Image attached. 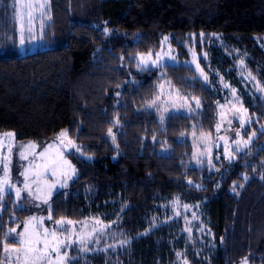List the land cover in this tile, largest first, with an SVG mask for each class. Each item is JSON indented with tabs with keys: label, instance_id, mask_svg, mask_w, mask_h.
Wrapping results in <instances>:
<instances>
[{
	"label": "trees",
	"instance_id": "16d2710c",
	"mask_svg": "<svg viewBox=\"0 0 264 264\" xmlns=\"http://www.w3.org/2000/svg\"><path fill=\"white\" fill-rule=\"evenodd\" d=\"M50 12L46 49L0 58V132L44 145L68 130L77 143L82 155H66L78 175L52 199V218L117 222L132 240L113 264H173L179 251L189 264H264V98L242 96L253 118L246 136L256 133L246 150L231 162L217 159L215 169L197 167L190 161L191 141L180 137L215 132L220 96L190 66L140 70L134 58L158 51L170 36L178 57L186 59L183 43L201 34L220 35L262 58L255 38H264V0H50ZM209 56L217 66L214 48ZM250 67L256 70L253 62ZM256 71L264 86V68ZM160 73L182 94L198 98L201 109L163 122L143 109ZM163 142L167 154L160 152ZM178 196L205 206L211 249L196 251L174 223H163L162 204ZM0 207L1 264L4 229L27 211L11 194Z\"/></svg>",
	"mask_w": 264,
	"mask_h": 264
},
{
	"label": "rangeland",
	"instance_id": "374dc122",
	"mask_svg": "<svg viewBox=\"0 0 264 264\" xmlns=\"http://www.w3.org/2000/svg\"><path fill=\"white\" fill-rule=\"evenodd\" d=\"M28 4H31L32 8L21 7V5ZM41 4L45 6L41 8ZM50 21V0H0V58L25 55L46 49L44 33ZM21 34H23L25 40L23 45L20 44ZM165 37H168V41L163 45L161 44L158 51L152 52V59L156 58L157 53L163 57L160 65L153 66L149 63L147 67L140 66L137 55L134 58L138 69H158L164 65H187L194 69L197 77L205 85L215 89L220 96L217 122V125H220L219 130H217L216 125L213 134L193 130L180 137L181 140L188 138L193 145L190 156L191 164L197 167L206 165L212 170L217 167L215 164L217 159L220 161L224 158L229 162L235 160L237 154L244 152L256 136L254 132L246 136L245 128L252 123L253 118L248 114V111H244L246 108L243 105L242 96L247 95L251 99L264 98V86L259 78L260 71H256L264 68V38H255V43L262 52L261 58L252 52H248L246 48L228 45L220 35H200L198 38L191 35L183 43L187 58L181 60L178 57L177 50L171 44V37ZM211 48H214L217 52V66L210 64L209 54ZM172 57L175 59H172ZM197 58L201 69L207 76V81L197 72L195 64L192 63ZM251 62L255 65V71L250 67ZM220 68H222L224 73H222ZM230 76L231 79H229ZM160 78L156 94L143 108L154 112L160 122H163L171 114L191 115L201 109V104L199 107L196 106L195 97L182 94L181 91L163 78L162 73H160ZM232 80L234 83H232ZM233 89L236 90L235 95L232 91ZM242 124L243 126H241ZM119 125V122L116 121L115 128L117 129ZM7 133H12L14 136H6L5 134ZM113 136H115V130H112L110 135L112 139ZM68 139H70L69 136ZM29 142H34L37 145L34 152L21 148V145H27ZM50 144L53 147L49 149L47 156L45 158L39 157L38 153L43 152ZM74 144L76 147L69 145L67 140L61 143L60 140L55 138L41 145L33 140H20L13 131L0 132V183L7 180L10 185L14 186L8 189L4 197L11 194L15 206L27 211L23 220L14 226H8L4 229L1 241V264H6L4 244L7 243L9 247L19 246L18 243H13V239L19 240L15 233L7 239H5L4 234L9 228H15L17 232H23L25 222L31 217H36L37 221L43 218L42 227H37L36 229L41 233H43L44 228L49 229V231L55 230L61 239L67 237L69 233L71 234V242L61 248V254L67 253L65 264H70L71 261L79 258L82 260L81 264H99L96 263V259L101 261L102 264H113L117 261L119 254L128 249L132 238L123 234L115 221H104L99 216H89L77 221L63 218L65 221H72L73 224L65 223L63 226H57L55 221L59 219H48L51 214L54 196L68 189L78 175L76 167L66 155V148L69 151L72 150L81 154L80 151H77V148H79L77 143L74 142ZM217 148H219L220 153H216ZM22 150L26 152V159H21L20 153ZM160 152L163 154L169 152V148L164 142ZM60 153H62L63 159H66L76 170L72 178L67 180V184L64 187L60 186V182L64 180L62 170H57L54 174L51 167L47 170L43 167L50 159L59 160ZM84 157L91 160L89 156ZM209 160H211V165ZM6 164L8 166L7 176H5ZM36 165H40V167L37 168ZM25 169L29 170L27 183L30 185L31 195H29L28 190L24 189L25 176L22 173L25 172ZM64 170L71 171V169L67 168ZM37 172L40 173L39 177L36 175ZM53 183H55V187L51 188V195H49L48 185ZM17 188L22 190L19 200L16 197ZM38 188L41 191L38 192ZM44 200H47V203H44ZM204 208L205 206L202 203L190 204L184 201L181 196L169 199L162 204L163 223H174L178 231L180 230V233L183 234L185 244L191 245L199 252L204 250V248L211 249L213 247V238L207 224ZM1 209L2 207H0V211ZM11 218L14 220L16 216L13 215ZM97 221H100V223H97ZM157 223L158 220L155 219L149 230L155 227ZM93 229H95V232ZM29 230H32L31 224L29 225ZM89 233L92 235L89 236ZM52 256L55 258V253ZM44 264H47V262H44ZM173 264H189L183 251L177 253Z\"/></svg>",
	"mask_w": 264,
	"mask_h": 264
},
{
	"label": "snow or ice",
	"instance_id": "6c2138e0",
	"mask_svg": "<svg viewBox=\"0 0 264 264\" xmlns=\"http://www.w3.org/2000/svg\"><path fill=\"white\" fill-rule=\"evenodd\" d=\"M45 5L41 4L40 7L43 8ZM21 7H27L32 8L31 4L28 5H21ZM109 30L105 28V33H107ZM203 36V34H201ZM35 39V37H33ZM168 41V37H165L164 40L161 42L163 45ZM25 43V40L23 38V34H21L20 44L23 45ZM153 53L148 52L147 55L144 54H138L137 59L140 66L147 67L149 63H151L153 66H159L160 61L162 60V56L157 53L156 58L152 59ZM172 59H175L172 57ZM193 64L196 66L197 72L200 73V75L207 81V76L205 75L203 69H201L200 64L198 63V58L194 59L192 61ZM227 87V85H226ZM234 95L236 93V90H232ZM159 99V97H157ZM196 106L199 107L200 101L198 98L195 100ZM244 111H247L246 109ZM243 126V124L241 125ZM220 125H217V130H219ZM109 134H112V130L109 129ZM6 136H14L12 133L5 134ZM239 135V133H237ZM58 140L61 141V143H64L65 140H67V143L73 147H76L74 142L70 139H68V130H62L60 133H58L57 137ZM251 139V138H249ZM113 142H115V137L113 136ZM247 143V142H245ZM37 145L34 142H29L27 145H21V148L27 151H32L36 149ZM53 145H48L43 152L38 153V156L41 158H45L49 152V149H51ZM22 150L20 153L21 159H26L27 155L26 152ZM238 150V149H237ZM77 151H80L79 148H77ZM60 159H50L45 165L43 166L46 170L51 167L53 173L57 170H62V175L64 176L63 182H60V186L64 187L67 184V180L71 179L72 176L75 174V168L66 160L63 159L62 153L59 154ZM209 164L211 165V160H209ZM37 168L40 167V165H36ZM7 164L5 165V176H7ZM71 169V171H65L64 169ZM28 169H25V172L22 173V175L25 176V184L24 189L29 191V195H31V188L30 185L27 183L28 180ZM37 177H39L40 173L37 172ZM191 183V181H189ZM10 187H14L8 183L7 180H5L3 183H0V200H3L4 195L7 193L8 189ZM55 187V183L52 185H48L49 188V195H51V188ZM21 189L17 188L16 190V197L17 200L21 197ZM37 191H41V189H37ZM38 198V197H37ZM44 203H47V200H44ZM187 207V206H185ZM51 214L49 215L48 219H51ZM42 220L43 218H40V221H37L36 217H31L28 221L25 222L24 225V231L23 232H17V229L15 228H9L8 231L4 234L5 239H7L9 236H12V234H16V236L19 237V240L13 239V243H18V247H9L7 243L4 244V253H5V261L6 264H44V262H47V264H65L67 253L61 254V248L63 246H67V243H70L72 240L71 234L64 239H61L60 236L57 234V231L52 230L49 231V229L44 228L43 233L37 231V227H42ZM35 222V223H34ZM57 226H63L65 223L72 225V221H65L63 218L55 221ZM97 223H100V221H97ZM32 225V230H29V225ZM95 232V229H93ZM89 236L92 234L89 233ZM55 253V258H53L52 254ZM14 255V259H13Z\"/></svg>",
	"mask_w": 264,
	"mask_h": 264
},
{
	"label": "water",
	"instance_id": "95a60500",
	"mask_svg": "<svg viewBox=\"0 0 264 264\" xmlns=\"http://www.w3.org/2000/svg\"><path fill=\"white\" fill-rule=\"evenodd\" d=\"M67 152H69L68 148H66Z\"/></svg>",
	"mask_w": 264,
	"mask_h": 264
}]
</instances>
